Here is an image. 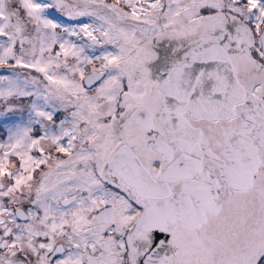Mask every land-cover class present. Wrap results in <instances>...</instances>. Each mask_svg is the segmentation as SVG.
Listing matches in <instances>:
<instances>
[{"label":"snow or ice","instance_id":"snow-or-ice-1","mask_svg":"<svg viewBox=\"0 0 264 264\" xmlns=\"http://www.w3.org/2000/svg\"><path fill=\"white\" fill-rule=\"evenodd\" d=\"M0 264H264V0H0Z\"/></svg>","mask_w":264,"mask_h":264}]
</instances>
